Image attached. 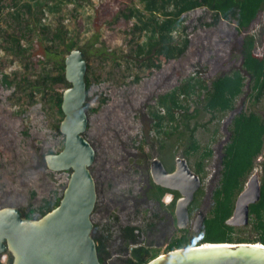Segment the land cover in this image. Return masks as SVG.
<instances>
[{
	"label": "trees",
	"instance_id": "trees-1",
	"mask_svg": "<svg viewBox=\"0 0 264 264\" xmlns=\"http://www.w3.org/2000/svg\"><path fill=\"white\" fill-rule=\"evenodd\" d=\"M45 6L40 0H0L1 51L23 64L5 73L0 60V208L16 207L23 217L38 219L59 204L69 173L48 170L44 156L63 147L64 55L80 48L87 60L83 136L95 151L91 236L100 264H145L165 252L204 243L264 245V0H103L94 26L107 20L112 25L97 47L98 41H90L93 65L67 36L62 17L55 26L43 22ZM179 27L185 34L181 43L172 36ZM222 59L224 69L208 86L195 80L178 90L187 98L203 89L189 111L174 90L191 72L214 69ZM132 66L145 72L131 78ZM168 89L173 90L159 96ZM158 96L166 115L144 113ZM37 99L40 121L24 122L25 109L11 113L14 102L26 108ZM200 113L209 116L205 123L197 121ZM167 115L179 124L163 126ZM140 116L151 123L167 171L173 170V151L179 149L187 160L193 158L191 167L202 183L216 157L207 190L200 187L189 205L191 216L204 209L202 228L194 236L175 225L179 193L154 184L140 169L143 159L152 158L145 152L149 138ZM96 124L100 134L93 131ZM200 126L211 130L204 144L196 136ZM258 159L260 198L249 205L246 226H230L226 221L235 199ZM167 194L171 200L164 203ZM247 226L253 235L245 233ZM4 254L7 262L0 264H11V255Z\"/></svg>",
	"mask_w": 264,
	"mask_h": 264
},
{
	"label": "water",
	"instance_id": "water-1",
	"mask_svg": "<svg viewBox=\"0 0 264 264\" xmlns=\"http://www.w3.org/2000/svg\"><path fill=\"white\" fill-rule=\"evenodd\" d=\"M63 64L68 86L62 92L59 132L64 144L58 153L45 155L44 162L50 171L68 172V181L59 204L38 219L23 217L16 207L0 208V255L8 252L11 264H100L91 236V214L97 194L90 167L95 151L83 136L87 128L84 109L87 60L80 48H74L65 55ZM261 160L264 161V145ZM149 173L154 184L179 193L173 211L175 225L187 229L192 218L189 205L201 186L199 175L184 157L174 159L172 171H167L162 161L153 157ZM259 178L257 172L247 178L226 221L228 225L248 224L249 205L260 198ZM203 210L193 218L194 231L202 226ZM145 264H264V245L204 243L165 252Z\"/></svg>",
	"mask_w": 264,
	"mask_h": 264
},
{
	"label": "rangeland",
	"instance_id": "rangeland-1",
	"mask_svg": "<svg viewBox=\"0 0 264 264\" xmlns=\"http://www.w3.org/2000/svg\"><path fill=\"white\" fill-rule=\"evenodd\" d=\"M41 3L45 4V23L47 25H51V26H55L58 22L59 17L63 18V25L65 27V29L67 30V36L71 37L74 41H76L78 43V45L82 46L88 60L90 59V64H94L93 61V56L91 54V50L93 49L92 46H90V41L92 39H94L95 41L98 42H93V46L97 47L99 45V41H101L102 39H104L109 33L110 28L109 26L112 25L110 21H106L104 23V25H101L100 27L96 28L94 26V18L95 15L97 13V9L99 8V6L101 5V3L103 2V0H40ZM186 23V20H183ZM182 22V23H184ZM109 28V29H108ZM180 28V27H179ZM119 37V33H117ZM185 37V34L181 31L180 29V34H178L179 36L176 38L178 43H181V41L183 40L184 37H182V35ZM144 41V37L142 36L141 38V43ZM1 42V40H0ZM121 42V39L118 40V42H116V44H119ZM66 55V54H65ZM64 55V57H65ZM0 60L2 62V67H3V71L5 73H10L11 71H16V70H20L23 67V64H21L18 60L13 59L10 56L5 55L0 48ZM224 59L220 60L217 64V66H214L216 68L214 69H209L206 72L201 71L199 73H196V71L191 72L190 74H188V76H185V79L182 80L181 85H179L177 90H174L176 95L178 96V99L181 100V103L183 101V105H187L189 108V111H191L192 109H194L197 106V99L200 98L203 89L200 90L201 92L193 94V95H189V97H185L186 94L184 95L183 92L178 91L179 89L182 90V87H185L187 85V83L193 84V82L195 80H199L200 82L203 83L204 88L206 86H208L209 84V79L214 77L215 75H217L220 71H222L224 69V67H222V61ZM43 68V65L41 66ZM40 68V69H42ZM123 69V68H122ZM105 70H109L108 66L105 67ZM145 72V69L142 70V68H138V67H131V71H130V75L129 77H133L134 75L138 74L141 75L142 73ZM192 79V80H191ZM173 89H168L166 92H164L163 94H160L159 96L161 97V95H164L166 93L171 92ZM180 95H183L182 97H180ZM159 96L154 98V102L151 103L150 105L146 106V108L144 109V113H148L149 115L151 113L156 112V110L162 106L161 104L158 105L157 108V103H158V99ZM157 99V100H156ZM38 100V99H37ZM163 107V106H162ZM165 108V107H164ZM19 109H25L27 112H29V115L27 116V118H24V122L27 121H31L33 118H36V120H41L42 116H40L41 113V103L38 101L33 102L31 104L30 107H21L19 102H14L11 105V113L13 115H15V112H17ZM180 109L178 110H174L173 111V115H174V119H176V117L178 116V114L180 113ZM167 113V111H166ZM37 116V117H36ZM39 117V118H38ZM209 116L207 114H201L198 117V122L201 123H205L208 120ZM141 119V123L144 125V130H145V134L147 135V137L149 138V144L145 147V152L147 153H151V157H157L160 160V156H159V152H158V145L155 144V136L152 135L151 133V123L148 119H146L145 117L140 116ZM167 128L170 127H175L176 124L178 125V121L176 120V123L174 120H172L169 115H167ZM52 122V120H51ZM98 122V121H96ZM97 124H100L99 122ZM96 124V125H97ZM213 124L209 125L208 128L212 129ZM94 132H98L99 134L101 133V128L97 125L93 128ZM210 131H206L204 130L201 126L197 129L196 131V136L198 138V140L204 144L207 142L209 135H210ZM154 142L153 147L151 148V143ZM173 142V138L168 139L167 140V144L171 145ZM167 149V148H166ZM175 149V147H173L170 151H173ZM173 160L176 157H183L181 155V151L178 150H174L173 151ZM135 158V157H133ZM152 158H150L148 161H146L145 159L142 160V164H141V171L143 172L144 176L149 175V166H150V162L152 160ZM216 158V157H215ZM211 160L210 165L206 166L205 171H206V177L203 180V182L201 183V186L203 188V190H207L210 179L212 178L213 174L215 173V167L213 166L216 162V159ZM137 159H142L141 157H137ZM130 160H133L132 158H130ZM136 160V158L134 159ZM189 166H192L193 163V158L187 160ZM261 160L258 159L256 161V166L253 172H260V166H259V162ZM173 165H174V161H173ZM192 169V167H191ZM193 170V169H192ZM171 200V196L169 194L164 196L163 202L164 203H168ZM202 210V209H201ZM195 214L192 215V218L190 220V223L187 227V229H189V234H191V236H194L195 233H198L202 226L200 227V229L198 231H194L192 229V221L194 218ZM241 227V226H240ZM247 235H253L252 231L249 230V226H247L246 232ZM2 256H0V263ZM7 262V256L6 259L3 261V263Z\"/></svg>",
	"mask_w": 264,
	"mask_h": 264
},
{
	"label": "built area",
	"instance_id": "built-area-1",
	"mask_svg": "<svg viewBox=\"0 0 264 264\" xmlns=\"http://www.w3.org/2000/svg\"><path fill=\"white\" fill-rule=\"evenodd\" d=\"M46 19L44 18L43 19V22L45 21ZM184 24V23H183ZM180 29H181V27L180 28H175L174 30H173V32H172V36L174 37V38H177L179 35L178 34H180ZM182 35V34H181ZM182 37H184L183 35H182ZM183 95H180V97H182ZM157 100V99H156ZM157 108H158V103H157ZM156 112L159 114V115H162V116H165L166 115V110H165V108L164 107H162V106H160L157 110H156ZM167 121L166 120H164L163 121V126H167V123H166ZM151 133H152V135L153 136H155V134H154V132L153 131H151ZM2 256V259H1V263H3V261L6 259V255L5 254H2L1 255Z\"/></svg>",
	"mask_w": 264,
	"mask_h": 264
},
{
	"label": "clouds",
	"instance_id": "clouds-1",
	"mask_svg": "<svg viewBox=\"0 0 264 264\" xmlns=\"http://www.w3.org/2000/svg\"><path fill=\"white\" fill-rule=\"evenodd\" d=\"M164 199V198H163Z\"/></svg>",
	"mask_w": 264,
	"mask_h": 264
},
{
	"label": "flooded vegetation",
	"instance_id": "flooded-vegetation-1",
	"mask_svg": "<svg viewBox=\"0 0 264 264\" xmlns=\"http://www.w3.org/2000/svg\"><path fill=\"white\" fill-rule=\"evenodd\" d=\"M171 196V195H170Z\"/></svg>",
	"mask_w": 264,
	"mask_h": 264
}]
</instances>
